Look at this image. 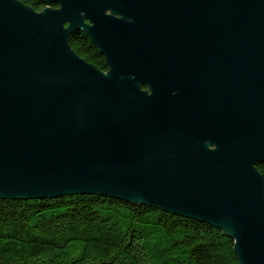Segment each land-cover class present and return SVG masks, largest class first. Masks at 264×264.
<instances>
[{
    "label": "water",
    "instance_id": "water-1",
    "mask_svg": "<svg viewBox=\"0 0 264 264\" xmlns=\"http://www.w3.org/2000/svg\"><path fill=\"white\" fill-rule=\"evenodd\" d=\"M40 1L0 0V198L146 205L264 264V0Z\"/></svg>",
    "mask_w": 264,
    "mask_h": 264
},
{
    "label": "trees",
    "instance_id": "trees-1",
    "mask_svg": "<svg viewBox=\"0 0 264 264\" xmlns=\"http://www.w3.org/2000/svg\"><path fill=\"white\" fill-rule=\"evenodd\" d=\"M35 11L40 0H19ZM74 52L108 67L82 32ZM264 176V164L258 165ZM0 264H240L234 241L204 222L99 195L0 198Z\"/></svg>",
    "mask_w": 264,
    "mask_h": 264
}]
</instances>
